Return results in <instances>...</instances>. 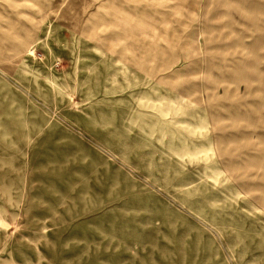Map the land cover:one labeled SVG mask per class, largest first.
Masks as SVG:
<instances>
[{"label":"rangeland","instance_id":"rangeland-1","mask_svg":"<svg viewBox=\"0 0 264 264\" xmlns=\"http://www.w3.org/2000/svg\"><path fill=\"white\" fill-rule=\"evenodd\" d=\"M0 264H264V0H0Z\"/></svg>","mask_w":264,"mask_h":264}]
</instances>
